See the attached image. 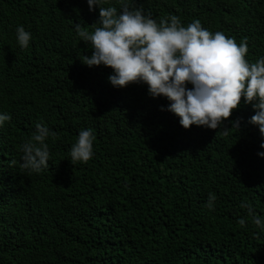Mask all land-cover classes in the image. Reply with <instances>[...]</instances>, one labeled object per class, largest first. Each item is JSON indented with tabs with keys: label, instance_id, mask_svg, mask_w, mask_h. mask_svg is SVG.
Masks as SVG:
<instances>
[{
	"label": "trees",
	"instance_id": "trees-1",
	"mask_svg": "<svg viewBox=\"0 0 264 264\" xmlns=\"http://www.w3.org/2000/svg\"><path fill=\"white\" fill-rule=\"evenodd\" d=\"M124 2L157 22L198 19L246 39L249 62L264 57V0ZM102 6L122 11L121 0ZM98 20L87 0H0V113L11 116L0 127V264H264V232L241 207L264 216L252 105L242 97L218 129L183 128L146 84L115 88L110 67L82 63L93 49L76 25L92 31ZM19 25L32 34L27 48ZM37 124L56 135L48 167L30 173L21 146ZM83 129L94 156L71 163Z\"/></svg>",
	"mask_w": 264,
	"mask_h": 264
},
{
	"label": "clouds",
	"instance_id": "clouds-1",
	"mask_svg": "<svg viewBox=\"0 0 264 264\" xmlns=\"http://www.w3.org/2000/svg\"><path fill=\"white\" fill-rule=\"evenodd\" d=\"M105 3L108 0H87L89 11L99 7L96 23L100 26L88 31L76 25L77 35L93 49L90 56H84L83 64L110 67L113 72L108 81L115 88L146 84L150 97L168 99L167 110L180 118L185 129L192 125L220 128L243 97L255 110L249 123L264 135V57L249 62L246 39L237 43L221 31L213 33L198 19L187 26L176 16L157 22L142 9H130L124 0L119 13L114 6L103 7ZM15 31L19 46L27 48L33 39L31 32L23 25ZM161 110H165L163 106ZM10 120V114L0 113V127ZM238 126L234 122V127ZM55 135L46 125H36V132L21 146L24 169L40 173L48 167L46 140ZM95 139L91 129L81 130L70 150L71 163L89 162ZM258 155L264 157V152ZM215 201V194H210L209 210H215ZM241 207L248 208L252 223L264 232V216L254 213L246 203ZM239 223L243 226L245 220Z\"/></svg>",
	"mask_w": 264,
	"mask_h": 264
}]
</instances>
